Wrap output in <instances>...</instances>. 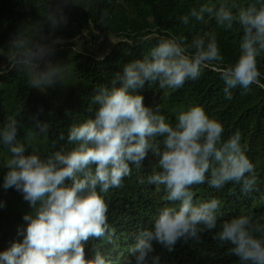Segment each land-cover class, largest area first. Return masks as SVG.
Here are the masks:
<instances>
[{
  "label": "clouds",
  "instance_id": "9594fccd",
  "mask_svg": "<svg viewBox=\"0 0 264 264\" xmlns=\"http://www.w3.org/2000/svg\"><path fill=\"white\" fill-rule=\"evenodd\" d=\"M71 3L59 0L49 13L46 33L26 29L9 42L11 67L28 75L32 88L44 90L63 82L64 67L53 58L64 44L56 33L67 26L65 9ZM106 16L102 14L99 22L104 23ZM206 16L225 31L238 25L243 33L236 62L216 69L224 82L225 99L231 100L236 88L242 89L241 95L249 93L253 85L264 89L257 65L264 53V0L246 4L233 0L218 6L204 3L179 20L188 26L191 19L206 22ZM223 59L217 37L209 32L193 37L190 43L183 35L158 38L143 59L130 61L114 75L111 87L94 90L92 118L68 131L67 142L74 147L43 158L33 151L25 155V145L16 140L19 122L8 120L0 129V142L11 153L3 188H14L33 211L23 215L26 227L17 229L22 240L0 252V264H112L98 245L91 246L92 258L86 259L85 247L90 241L111 243L115 235L101 194L122 188L131 166L142 168L149 154L156 158L158 170L146 182L163 186L168 203L159 209L152 229L135 237L125 264H161V255L155 254L157 245L172 253L178 242L200 243L207 232L214 233L212 239L220 246L230 245L228 254L237 257L239 264H264V224L251 215L221 222V200L195 202L194 188L202 184L217 191L229 184L238 186L243 197L259 191L255 166L242 148L239 131L224 140L222 123L200 106L181 112L175 125H170L158 106L147 107L142 95L133 94L146 82L158 84L161 90H179ZM37 117H32L36 128L47 134L48 124ZM139 183L145 184V179ZM229 195H237L235 187L229 188Z\"/></svg>",
  "mask_w": 264,
  "mask_h": 264
},
{
  "label": "trees",
  "instance_id": "16d2710c",
  "mask_svg": "<svg viewBox=\"0 0 264 264\" xmlns=\"http://www.w3.org/2000/svg\"><path fill=\"white\" fill-rule=\"evenodd\" d=\"M233 0H72L65 9L69 22L56 35L64 39L57 50L73 51V76L80 82L78 87L59 89L65 97L51 104L40 89L32 88L30 77L11 67L9 42L19 32L40 29L48 30V17L58 6L59 0H0V129L15 118L19 122L17 142L26 147L25 155L35 154L42 158L53 151L64 148L71 150L74 145L67 142L71 126L92 118L96 106L91 103L94 90L101 86L111 87L117 72L130 61L143 59L155 46L158 38L186 36L189 43L193 37L209 32L215 34L223 56L222 64H213L203 70L197 81H187L179 90H161L158 84L145 83L143 89L133 94L144 97V104L163 115L166 123L175 125L178 115L193 106H200L206 114L222 123L223 139L227 140L235 132L241 134V145L245 154L255 166V176L259 187L251 197L239 196V188L226 185L221 191L202 184L194 188L195 202L211 198L222 201L223 220L239 215H251L264 224V89L253 85L251 91L241 95L242 89H233V98L225 99L224 82L217 68L233 65L240 55L242 31L239 26L225 31L218 27L214 19L205 17L204 23L190 20L183 25L179 17L189 13L192 7L204 3L231 4ZM248 3L251 0H236ZM90 3V7H86ZM107 13L104 23L102 14ZM103 37L104 40L100 41ZM112 40L110 49L103 55L95 54L90 46L104 47ZM54 63H57L55 59ZM7 65L6 67H3ZM264 83V53L257 58ZM119 86V85H117ZM40 109H43L42 113ZM48 124L47 134L40 133L32 117ZM64 136L61 140L60 137ZM55 145V147H53ZM11 153L0 142V252L7 250L13 241L22 240L17 229L25 226L22 217L33 210L14 188H3L4 176L8 169L5 164ZM156 158L151 154L144 160L142 168L132 167L129 177L124 179L122 188H111L101 194L108 204V223L115 230L110 243L107 240L90 241L85 247L86 259L92 258V245L101 247L112 264H125L130 258L128 249L135 237L143 230H151L159 209L165 206L167 193L163 186H153L146 182L155 169ZM145 179L141 185L139 180ZM235 187L237 195H229V188ZM239 196V198H237ZM213 232L202 234L201 242L183 241L177 243L175 251L168 253L156 246L161 255V264H239L238 258L228 254L230 245L220 246L212 239Z\"/></svg>",
  "mask_w": 264,
  "mask_h": 264
},
{
  "label": "rangeland",
  "instance_id": "374dc122",
  "mask_svg": "<svg viewBox=\"0 0 264 264\" xmlns=\"http://www.w3.org/2000/svg\"><path fill=\"white\" fill-rule=\"evenodd\" d=\"M111 44H112V40L106 43L104 47L100 48V46L97 47L90 46L89 48L95 54L103 55L105 52H107L110 49ZM53 59H55L60 66L64 67L63 82L58 83L54 87L41 90V92L51 104H57L59 100L65 97V93L59 89L58 85H61L63 87H69V86L78 87L80 85V82H78L77 79H75V77L73 76L72 50L70 49L57 50L56 55ZM6 66L7 65L3 67Z\"/></svg>",
  "mask_w": 264,
  "mask_h": 264
},
{
  "label": "built area",
  "instance_id": "2783aa9c",
  "mask_svg": "<svg viewBox=\"0 0 264 264\" xmlns=\"http://www.w3.org/2000/svg\"><path fill=\"white\" fill-rule=\"evenodd\" d=\"M103 40H104V38H103V37H101V38H100V41H103Z\"/></svg>",
  "mask_w": 264,
  "mask_h": 264
}]
</instances>
